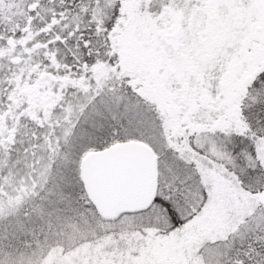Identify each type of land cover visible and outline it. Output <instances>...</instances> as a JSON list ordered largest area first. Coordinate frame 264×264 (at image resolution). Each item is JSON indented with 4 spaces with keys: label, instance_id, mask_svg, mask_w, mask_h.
Wrapping results in <instances>:
<instances>
[{
    "label": "snow or ice",
    "instance_id": "6c2138e0",
    "mask_svg": "<svg viewBox=\"0 0 264 264\" xmlns=\"http://www.w3.org/2000/svg\"><path fill=\"white\" fill-rule=\"evenodd\" d=\"M128 9L89 0L83 26L60 12L41 29L37 71L61 90L53 103L69 105L62 159L79 170L98 154L119 181L154 165L142 213L165 226L164 238L183 237L224 184L235 211L210 233L200 264H264V0H141L146 33L135 55L122 44Z\"/></svg>",
    "mask_w": 264,
    "mask_h": 264
},
{
    "label": "trees",
    "instance_id": "16d2710c",
    "mask_svg": "<svg viewBox=\"0 0 264 264\" xmlns=\"http://www.w3.org/2000/svg\"><path fill=\"white\" fill-rule=\"evenodd\" d=\"M127 1L139 9L141 0ZM4 2L8 9L0 12L5 15L0 14V264H41L56 246H77L69 240L73 226L96 214L77 168L62 159V124L69 105L53 103L54 96L63 99V94L58 87L53 90L43 68L37 71L43 62L37 45L48 40L41 29L60 12L68 21L79 17L83 26L87 17L81 6L89 0ZM33 4L38 6L30 11ZM133 34L129 29L124 36L125 47L132 44ZM29 112L46 126L38 129Z\"/></svg>",
    "mask_w": 264,
    "mask_h": 264
},
{
    "label": "rangeland",
    "instance_id": "374dc122",
    "mask_svg": "<svg viewBox=\"0 0 264 264\" xmlns=\"http://www.w3.org/2000/svg\"><path fill=\"white\" fill-rule=\"evenodd\" d=\"M128 5L129 17L133 16L130 29L134 31L135 39L127 48L135 55L136 46L146 33L143 19L147 13L138 8L134 10L131 3ZM4 8L8 9V6L0 0V12ZM240 203L247 206L248 201L241 200ZM234 211L233 192L224 184H217L215 200L204 218L197 220L183 237L169 234L164 238L162 228L165 226L157 228L155 220H150L143 213L124 215L114 221L104 220L93 213L87 223L73 226L75 233L69 240L78 244L74 249L56 246L46 254L41 264H184L189 256L195 264H200L203 257L199 253L216 240V236L210 233L213 229L218 230ZM94 229L101 233H95Z\"/></svg>",
    "mask_w": 264,
    "mask_h": 264
},
{
    "label": "water",
    "instance_id": "95a60500",
    "mask_svg": "<svg viewBox=\"0 0 264 264\" xmlns=\"http://www.w3.org/2000/svg\"><path fill=\"white\" fill-rule=\"evenodd\" d=\"M79 178L83 190L97 214L104 220L114 221L123 214L142 212L155 193V167L137 171L127 181H119L95 153L82 157Z\"/></svg>",
    "mask_w": 264,
    "mask_h": 264
}]
</instances>
